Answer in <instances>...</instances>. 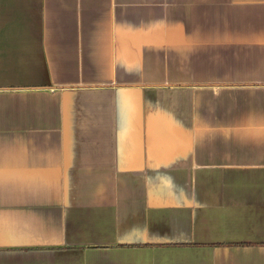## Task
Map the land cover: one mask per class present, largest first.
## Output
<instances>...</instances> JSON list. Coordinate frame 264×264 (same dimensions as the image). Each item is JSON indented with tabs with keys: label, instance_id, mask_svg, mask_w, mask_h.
I'll return each mask as SVG.
<instances>
[{
	"label": "crops",
	"instance_id": "1",
	"mask_svg": "<svg viewBox=\"0 0 264 264\" xmlns=\"http://www.w3.org/2000/svg\"><path fill=\"white\" fill-rule=\"evenodd\" d=\"M0 264H264V0H0Z\"/></svg>",
	"mask_w": 264,
	"mask_h": 264
}]
</instances>
